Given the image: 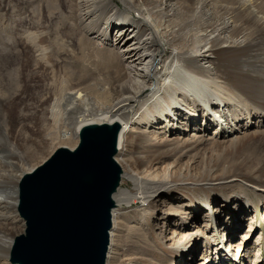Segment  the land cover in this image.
I'll use <instances>...</instances> for the list:
<instances>
[{
  "label": "rangeland",
  "instance_id": "374dc122",
  "mask_svg": "<svg viewBox=\"0 0 264 264\" xmlns=\"http://www.w3.org/2000/svg\"><path fill=\"white\" fill-rule=\"evenodd\" d=\"M170 4L187 13L189 27L180 41L198 55L202 69L216 82L229 83L233 70L217 62L208 48L196 52L192 35H201L210 24L226 27L221 36L215 35L225 42L221 49H229L241 35L257 42L247 61H257L264 71V0H170ZM133 15L137 17V12ZM119 25L110 30L116 32ZM92 35L77 27L76 12L67 3L61 7L53 0H0V138L9 130L12 133L0 143L3 150L21 155L17 175L41 165L63 146L75 147L71 121L57 102L64 91L78 85L77 78L85 75L82 86L96 84L86 105L94 114L105 110L108 98L100 89L108 90L114 80L91 46H108V42ZM87 53L90 61L80 62ZM202 90L207 103L201 110L191 115L181 107L182 119L172 120L171 114L168 123L165 118L137 122L136 131L147 130L130 133L140 137L136 149L118 154L127 173L145 171L148 181L167 184L164 189L170 194L156 195L147 203L137 198L114 209L108 263L264 264V109L253 106L240 91L231 99L214 84ZM259 96L263 98L264 92ZM217 123L222 130L215 129ZM118 187L119 192L131 190V178L120 179ZM23 229L15 208L0 215L1 244L23 234ZM172 231L176 236L166 240ZM2 253L3 249L0 264H10L9 251L7 258Z\"/></svg>",
  "mask_w": 264,
  "mask_h": 264
},
{
  "label": "bare ground",
  "instance_id": "6f19581e",
  "mask_svg": "<svg viewBox=\"0 0 264 264\" xmlns=\"http://www.w3.org/2000/svg\"><path fill=\"white\" fill-rule=\"evenodd\" d=\"M53 1L55 5L61 4V7L65 3L72 6L76 12L77 27L83 33L86 35L93 34L92 38H102L103 43L108 42V46H91L96 47L93 55L95 54L99 63L109 66L107 68L109 75L114 80L108 90L100 89L102 95L108 98V103L104 105L105 110H100L99 113L94 114L92 108L90 109L86 105V98L90 96L88 95L90 91L95 90L96 84L90 82L82 86L81 80L84 79L85 75L77 78L78 85L64 91L57 104L63 105L65 118L71 121V135L76 143L73 148L63 146L58 150L75 151L80 146L87 130L97 132L102 127H106L109 132L114 133V153L111 160L119 170L117 183L108 194L111 204L109 209L110 228L107 232L108 242L103 263L110 264L108 258L113 253L111 246L114 240H112L111 230L112 220L114 223L116 212L114 209L123 203L131 204L137 198L147 203L149 198H155L156 195L170 194V189H164L167 184L158 185V182L153 184L147 180L145 171L127 173L118 161V154L124 150L134 151L140 141L139 135L132 136L130 133L137 132L140 134L147 130L146 127H142L141 130L136 131L140 128L136 126V123L163 118L168 123L171 114L173 115L172 118H175L172 120L182 119L181 107H185L193 115L196 109L197 111L201 110L203 105L207 103L205 91L202 89L209 84H214L217 91L221 90V93H227L231 99H234L236 91H240L248 96L247 98L253 106L264 109V97L259 96L264 92V71L259 69L257 61H247L258 43H254V41L247 39L248 37L241 35L230 42L233 44L229 49H221L220 45L224 42L223 38L215 35L216 33L220 35L226 27H215V24H210L209 28H204L205 30L203 29L204 32H201V35L193 33L196 52L200 54L204 52L201 48H208V51L212 50L216 54L217 62L226 69L233 70L229 83L216 82V77H213V74L212 76L207 75L210 72L202 69V65L197 60L198 55H195L194 51L191 52L184 41H180L182 36L186 34L185 30L189 27V21L186 18L187 13L177 10L175 6L170 4V0H159V2L155 0ZM134 12H137V17L133 15ZM116 23L120 24L119 28L116 32L111 31L110 27ZM170 25H174L173 29H169ZM199 30L202 31L201 28ZM211 39L213 40L211 41ZM202 40L204 45L209 46L200 44L203 42ZM87 41L96 43L92 39H87ZM225 41L227 40L225 39ZM89 54L87 53L85 58V54L80 56V62L90 61ZM253 71L256 72L251 75ZM258 72H260V76L257 77ZM232 81L233 83L228 85ZM188 97L192 99V102H187ZM92 113L95 116H91ZM206 116L209 117V115ZM220 125L217 123L215 129L222 130ZM11 134L9 130L5 135L6 138L1 136L0 141L7 140ZM193 136L198 137V135ZM4 153L5 155H2ZM20 159L21 155L18 152L12 149L5 151L0 143V209L5 211L15 208L18 212L20 183L24 177L40 166L29 172L21 173L22 175H17L16 168ZM138 161L142 163V158L138 157ZM4 166H9L10 169L4 170ZM125 176L131 178L133 186L131 190L135 193L132 194L131 190L119 192V181ZM249 184L254 185L253 182ZM197 208L198 206H196ZM208 208L212 213L211 206ZM5 211L1 212L4 213ZM169 215L166 217L169 218ZM174 236H176V232L172 231L171 236L167 237L166 240L172 241ZM10 240L12 239L3 240V244L0 243V250L3 249L4 254H2L6 258L9 251L8 262L10 264H20L12 259V252L10 251H12L11 247H13L14 240L12 242ZM171 249L173 252L181 253L182 256L183 252L179 248L173 247Z\"/></svg>",
  "mask_w": 264,
  "mask_h": 264
},
{
  "label": "water",
  "instance_id": "95a60500",
  "mask_svg": "<svg viewBox=\"0 0 264 264\" xmlns=\"http://www.w3.org/2000/svg\"><path fill=\"white\" fill-rule=\"evenodd\" d=\"M75 151L60 149L20 183L24 231L14 239L20 264H103L110 228L108 194L118 178L114 133L87 130Z\"/></svg>",
  "mask_w": 264,
  "mask_h": 264
}]
</instances>
